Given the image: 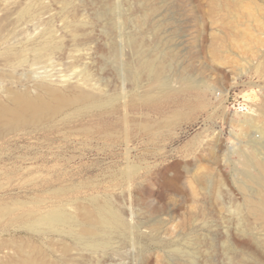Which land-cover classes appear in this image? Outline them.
<instances>
[{"label": "rangeland", "instance_id": "1", "mask_svg": "<svg viewBox=\"0 0 264 264\" xmlns=\"http://www.w3.org/2000/svg\"><path fill=\"white\" fill-rule=\"evenodd\" d=\"M12 82L104 103L58 125L60 159L0 179L15 210L0 217V264H264V222L238 191L264 161V0H0V86ZM98 203L123 221L101 245L80 225H35Z\"/></svg>", "mask_w": 264, "mask_h": 264}, {"label": "bare ground", "instance_id": "2", "mask_svg": "<svg viewBox=\"0 0 264 264\" xmlns=\"http://www.w3.org/2000/svg\"><path fill=\"white\" fill-rule=\"evenodd\" d=\"M151 65L148 66L149 68L151 67V70H153L152 67L154 66ZM10 78H12V76H10ZM159 79L160 78H157L155 82L157 83ZM160 81L162 83V79H160ZM14 83L15 82H12L8 86H2L1 84L0 86V179L5 178L7 180L9 179L10 181L14 180L18 176V174L22 171V166L24 164L41 161L49 162L60 157L62 152V150H58V146H60V144L57 143L58 146L55 144L57 140L60 139L59 135L63 132V130L58 125H66V123L69 122L73 117H77L79 113L83 111H90L97 107L100 108L102 107V103H104V101L98 98L100 96L96 95L98 93L95 94L94 91L93 93L90 92L92 90L87 91V89L85 90L86 87L84 86L83 89V86L80 84V86L77 85L79 87H72L71 89L68 87V90L59 89L46 84L39 86L38 93L34 94L29 89L23 90L18 88ZM158 83L159 85L161 84L160 82ZM144 98L145 103L156 102L151 94H147ZM109 102L110 101H108V103ZM258 110L263 119L262 124H264V102L260 105ZM258 110L256 112H258ZM112 115L113 114L111 113V116ZM251 120L254 122L253 119ZM251 120H249V123L254 124L251 122ZM104 125H110L108 119L104 122ZM144 129L152 130L148 124L144 125ZM92 130L93 129L88 127L83 129L86 135H91L93 133ZM262 130L264 134V128ZM65 137L68 138L67 135ZM220 150L221 148L219 147L218 151ZM255 153H248L252 154V157L247 153V155H244L243 153L242 157H245V160L242 158L240 160L246 162L243 163L244 166L245 164H248L246 166L248 167L254 163V158L256 156L253 158V155H255ZM257 159L258 156L256 157V160ZM259 159L261 158L259 157ZM263 162L264 161L258 162V164L256 163V165L259 166L258 170L260 176L255 178L251 173H247L245 175L246 179H251L253 181L257 180L260 184H263ZM248 168L251 169L250 167ZM139 171L140 170L137 166L129 165L125 175L127 179L131 181L135 176L138 175ZM251 180H248L247 183L251 182ZM255 182L256 181H254V183ZM246 184H238L240 185L238 191L241 193H248L247 198H245L247 203L246 205L248 206L250 213L256 219L264 222V191L252 189V184V188L251 186L249 188V186ZM1 190H3L2 185H0V191ZM249 192L260 193H256L257 195H252ZM39 203L40 202L36 203V205L38 206ZM14 211L15 210L11 209L10 206L0 203V217L12 214ZM81 211L79 217L76 218L69 215L65 211L64 207L58 206L48 211L45 215L40 216L35 221V225L41 224L55 229L65 224L69 225L70 227L80 225V232L76 234V237L80 238L81 241L83 240L92 242L96 245H99L101 241H106L109 231H112L113 229H119L123 226L122 218L108 203H98L94 209L85 208ZM103 233H106L107 236L103 235ZM31 262V258L28 257L25 259L26 264Z\"/></svg>", "mask_w": 264, "mask_h": 264}]
</instances>
